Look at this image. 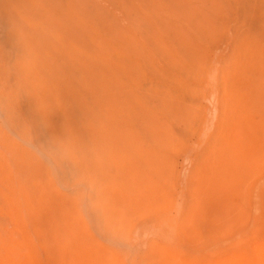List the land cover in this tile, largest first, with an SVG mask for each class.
I'll return each mask as SVG.
<instances>
[{
  "label": "rangeland",
  "instance_id": "1",
  "mask_svg": "<svg viewBox=\"0 0 264 264\" xmlns=\"http://www.w3.org/2000/svg\"><path fill=\"white\" fill-rule=\"evenodd\" d=\"M214 41L217 42L216 39L212 40V42ZM212 42L208 49L202 47L199 50V59H201V63H199L200 68L206 65L213 66L212 72H206L204 75H200L198 79L196 77L197 81H205L204 87L209 84L211 78L213 80L217 78L216 80H220L221 85H223V76L226 74H224V72H227L225 70L229 68L227 65L229 63L227 60L229 51L225 52L224 49L219 50L216 46H213L215 44ZM212 47L214 48L212 49ZM238 69L240 70L242 67L237 65L235 71ZM199 71L202 72L200 69L197 70V72ZM101 76L102 77H99V82H101L100 90H104L103 92L106 95L111 93L110 90H113V88H120V86H123L122 80L117 79L118 77L116 76H113V78L112 75L107 78L105 75ZM18 77L14 76L11 78L9 87L20 89L19 86L24 79L21 80V78L19 77L18 79ZM101 79L105 81L102 82ZM107 79H110V81ZM230 81L231 79L228 80L224 86H230ZM103 83L105 88L108 87L107 89L103 87ZM224 86L222 89H224ZM153 88L155 90H160L159 87V89L157 87ZM213 89L215 93L213 94L214 96L210 95L207 97L208 103L207 101L202 102L203 107L205 106L206 113H214L208 117L209 120L205 118L199 119L200 117L197 116L191 119L188 123L189 125H187L184 124L177 115L176 118L172 119L173 121L171 119L167 120L164 129L155 132L156 134L146 135L147 133H145V135H140L137 133L134 134L133 137L130 135L126 136L121 130H116V132H111L110 137L99 135L91 140H88V138L84 140L88 131L81 125L84 123V118H82L83 122L81 119L78 120L77 116L80 112H78L79 107L75 105L73 108L69 109L72 112L74 111L73 113L67 111L72 115V120H70L69 116L62 123L59 116L54 118V122L60 120L59 123L57 121L55 123L56 125L58 123L61 128L69 127L72 123V127L70 126L69 128H74V132L65 134V137L62 138V142L58 140V142L53 144L54 146L50 143H45L46 145L43 143L44 146H41H43L44 149L46 146L48 147H46L47 149L45 152H40L30 142L22 141L18 135L16 136L15 133L9 129L6 125V120H14L21 130H27V132L30 130L32 133L36 126L44 129L47 125V117L51 113V106L48 107L47 104L44 105V103H41L40 107H36L34 104L29 105L26 100H23L24 104L22 103V108L16 106L18 110L14 106H12V108L8 107L10 112L9 115L7 114L8 118L1 115L3 112L0 111V264H264V147H262L264 146V126L261 125L264 121H259V109H261V104L263 105L262 107H264V99L261 100V103L249 107L250 110H248V108L245 110L244 108L241 111L243 112L245 110L244 118L240 116L236 119L234 116H228V109H223V103L220 98L221 89L217 88L216 90L214 87ZM6 91L8 93L7 95H5ZM6 91L4 94L0 92L2 95V97L0 95V110L2 108L4 111H6V108L4 109L3 106L7 105L8 100H16V94L9 91V89ZM19 91L18 96L22 94L27 95L26 92H20L19 95ZM31 93L34 94V91H31ZM10 94H14L15 97L12 98ZM112 95L117 102L118 98L120 99V109L122 111H125L124 108L131 109L130 104L122 105L123 101L121 95L117 93V91L116 93L113 91ZM41 96L42 94L39 93L38 99ZM211 98L213 99L211 100ZM2 99L4 104L1 102ZM6 99L8 100L6 101ZM211 101L214 103H211ZM209 102L211 103L210 106ZM190 106L196 108V110L198 109L196 105H189V107ZM132 108L135 109L134 104ZM105 109H107L106 105ZM256 111H258V113ZM250 116H252L251 119L253 118V125H248L250 124L248 122ZM195 123L197 125H195ZM200 123L202 125H200ZM232 123H237L236 128L233 127ZM258 124H260V126L257 127ZM245 126H250L249 129L255 128L260 134L255 136L246 134L243 130L246 129ZM11 127H14L13 124ZM169 128H171V131ZM46 129L47 128H45L44 131ZM208 129L209 131H207ZM183 130L185 133H183ZM2 136H5V138L7 137L6 139H8L9 142L8 140L5 142ZM236 138L238 139L236 140ZM251 140L261 141V146L256 148L258 145L252 143ZM121 141L123 142L122 144ZM135 141L137 143H135ZM236 141H238L239 144ZM35 142L37 143V141ZM44 142H47L45 138ZM1 143H9L7 144L8 146H6L8 154L11 152V154H13V152L15 154L17 150L18 156L27 155V158L24 157L26 160H28V156L35 158V172L29 175L27 172H24L23 175H20L21 165L19 166L14 157L10 156L9 158V155L5 152ZM14 143L15 145L18 144L14 146ZM59 143L60 145H58ZM149 143L151 144L150 147L147 145ZM250 144H253L252 147ZM97 146L100 148H97ZM135 146L139 148H135ZM22 147H24V150ZM102 147H105V150L102 149ZM10 148L13 151H11ZM16 148H18L19 151H24L25 154L18 152ZM129 150L138 151L140 154L136 155ZM102 151L103 154H101ZM109 151L111 153H109ZM169 151L170 153H167ZM119 152L123 154H121L122 156H120V159L116 156L118 154L120 155ZM200 154L201 158H203L202 160L205 162L207 170L205 167L204 169L203 167H197V165L200 166L202 164L199 156ZM17 155L15 154L16 157ZM93 155L94 159L91 158ZM127 155L129 156L128 158ZM139 155L141 158L138 157ZM143 155H145V157H143ZM131 156H136L138 158L137 160H139V164L131 168L130 176L134 174L133 178L136 179L137 182H140L139 192L141 191L140 195H143V198L141 197L142 199H147V204L141 206L137 203L138 201H134V203H132L133 208L131 207L132 209L127 212H120L117 210V207L112 211V198H114L116 193H120L122 190L120 187H122L124 183H120L122 180V178H120L122 177L120 171L119 173L114 167L110 168L107 166L108 168H106L105 166L106 164L109 165L111 160H116V158L128 164L130 162L129 159L132 158ZM95 158H98L100 162L95 160ZM92 159L93 161H91ZM102 159H104V161H102ZM199 161L200 164H198ZM212 161H214L215 164ZM94 162L97 164H94ZM194 162L196 165H194ZM204 162L202 166H204ZM140 164L141 167L144 166L148 168L147 170L146 168H142V171L145 170V174H143L144 172L141 170L137 171ZM191 167L196 171L191 169ZM100 168L101 170H105L102 171L104 174L100 171ZM182 168V173H180ZM200 169L204 172H201ZM205 171H208V175ZM196 172L197 174H194ZM198 173L200 180L198 179ZM204 173L205 176L203 175ZM181 174L183 175L181 176ZM185 174L188 175L187 177H191L192 175L193 177L187 179ZM21 176L23 177L21 178ZM144 176L146 179L143 178ZM21 179L24 181L27 179L26 182H29V187L26 189L27 191L31 189V192L33 191L31 194L38 192L41 196H47L48 194L50 195L51 191L53 192H51L52 194H58V198L60 199V202H58L59 204L61 203L60 213L54 211L53 214H50L48 219L49 221L51 220L57 223L56 225L44 224L42 226L35 223L33 224V221L31 222L34 214L32 213L30 198H35V195H30L31 197L28 199L26 196L24 197L23 194H18L17 189L18 186L22 184ZM189 179L191 181L197 180V183L194 181L192 183ZM181 182L183 183L181 184ZM158 187L160 188L158 189ZM185 188L187 190H185ZM188 188L190 189L189 191ZM108 190L112 194L108 193ZM196 191H198L197 194ZM95 193L97 196L94 195ZM199 194H204V196H200ZM215 196H218V199L215 198ZM51 198L52 196L50 199ZM27 199L30 201L28 202L30 204L26 202ZM200 200H205L204 204L207 206L203 204V201L200 204ZM214 200L217 201L218 206L222 200V204L219 206L220 210L217 206L216 209H214L215 207L212 208L215 206ZM191 201L195 205H193ZM198 204L199 208L197 207ZM208 207L211 208L209 212ZM212 209H214L213 212H218L219 214L212 212L213 215H211L210 212ZM219 211H221L222 214ZM227 211H229L228 214H226ZM111 212L112 214H110ZM225 214L231 215L229 218L232 219L227 225H225L227 220ZM218 215L219 221H217ZM196 216L198 218L197 221L195 220ZM203 216L204 218L206 217V221L203 219ZM209 216L212 217L211 220ZM190 217H192L193 220ZM220 217H222L221 220ZM213 218H216V220L213 221ZM198 221L200 225L198 226L199 228H196L197 226L195 225H198Z\"/></svg>",
  "mask_w": 264,
  "mask_h": 264
},
{
  "label": "bare ground",
  "instance_id": "2",
  "mask_svg": "<svg viewBox=\"0 0 264 264\" xmlns=\"http://www.w3.org/2000/svg\"><path fill=\"white\" fill-rule=\"evenodd\" d=\"M214 39H216L217 42H212ZM211 42L215 44L213 46H216L219 50L224 49L225 52L229 51L227 55V60L229 61L227 65L229 68L225 70L227 72H224V74H226L223 76V85H221L220 80H216L217 78L213 77L215 79L213 80L211 78L209 84L204 87L205 81H197V79L206 72H212L213 66L206 65L200 68L199 63H201V59H199V50L202 47L208 49L211 46ZM213 48L214 47H212V49ZM237 65L241 66L242 69L235 71ZM199 69L202 72H197ZM101 75H105L106 78L111 75L112 78L116 76L118 77L117 79L122 80L123 86H120V88H113V90H110L111 93L106 95L103 92L104 90H100L101 82H99V77H102ZM14 76H19L21 80L24 79V81L20 80V89L9 87V81H11V78ZM18 79L17 81L19 83ZM230 79V86H224ZM107 80L110 81V79ZM103 81L105 80H102V82ZM223 86L224 89H222ZM153 87H159L160 90H155ZM213 87L216 88V90L217 88L221 89L220 98L223 103V109H228V116H234L236 119L240 116L244 118V113L247 108L250 110L249 107L261 103V100L264 99V0H0V92L4 94V92L9 89V91L16 94V100L11 99V97V100H8L9 97L6 99V101L8 100L7 105L3 106L4 109L6 108V111L1 108L0 111L3 112L1 115L8 118L7 116L10 113L8 107L12 108V106H14L16 108L17 106L22 108L23 100H26L29 105L34 104L36 107H40L41 103H44V105L47 104L48 107L51 106V113L47 117V125L44 127V129L47 128L45 131L36 126L35 128L33 127L35 132L33 131L31 133L30 130L27 132V130H21L14 120H6V125L16 136L18 135L22 141L30 142L40 152H45L48 148L46 146L47 148L45 147L44 149L43 143H50L54 146L53 144L58 142V140L62 142V138L65 137V134L74 132V128H69L70 126L72 127V123L66 128L59 127L58 123L60 120L63 123L69 116L70 120H72V115L67 111H70L69 109L73 108L75 105L79 107L78 112L80 113L77 116L78 120L81 119L82 121V118H84V123H82V121L81 125L88 131L84 140L86 138L91 140L99 135L110 137L111 132H116V130H121L123 134L126 136L130 135L131 137L137 133L140 135H145V133H147L146 135H150L156 134L155 132L164 129L167 120H172L176 118L177 115L178 118H181L180 120L187 125H189L188 123L191 119L197 116L200 117L199 119H208V117L214 113H206L205 106L203 107L202 102H206L208 100L207 97L215 94ZM17 90H20L19 95L20 92H26L27 95L22 94V97L18 96ZM31 91H34V94L31 93ZM113 91H115V93L117 91V93L121 95L123 101L122 105L130 104L131 109L124 108L125 111H122L120 109V99L118 98V102L116 101L115 97L112 95ZM39 93L42 94V96L38 99ZM7 94L6 91L5 95ZM11 94L10 96L14 98L15 95ZM212 99L213 98H211V100ZM1 102L4 104L3 99ZM211 103L214 102L211 101ZM211 103L209 102V106ZM133 104L135 109L132 108ZM105 105L107 109H105ZM189 105H196L198 109L196 110V108L189 107ZM262 106L261 104V109H259L260 111L258 110L260 112L259 121H264V107ZM244 108L245 110L241 112ZM258 111L256 112L258 113ZM57 116H59L60 120H56L58 122L56 125L54 118ZM252 116L249 117V121L247 120L250 123L248 125H253L252 123H254L252 120L253 118L251 119ZM196 123L195 125H197ZM12 124L14 127H11ZM200 125L202 124L200 123ZM261 125L264 126V122ZM236 126L237 123H234L233 127L236 128ZM258 126H260V124H258L257 127ZM245 127L246 129L243 130L248 135L255 136L260 134L255 128L249 129L250 126ZM171 128H169V130ZM207 131H209V129ZM183 133H185L184 130ZM2 137H4L5 142L8 140L6 139L7 137ZM44 138L47 142H44ZM237 139L238 138H236V140ZM139 140L142 141L141 139ZM35 141H37V143ZM251 141L258 145L256 148L261 146V141ZM122 143L121 141V144ZM135 143L137 142L135 141ZM7 144L9 143H1L6 153ZM16 145L14 143V146ZM58 145H60V143ZM147 145H149V147L151 146L150 143ZM250 145L252 147L253 144ZM98 147L99 146H97V148ZM154 147L156 148L155 145ZM22 148L24 150V147ZM135 148L139 147L135 146ZM155 148L153 149L156 150L157 148ZM102 149L105 150V147H102ZM110 151L109 153H111ZM18 152L25 154L24 151H19V149ZM130 152L136 155L140 154L138 151ZM11 153H7L9 158L10 156L14 157L19 166L21 165L20 175H23L24 172H27L28 175L35 172V158L28 156V160H26L24 157L27 158V155L18 156L17 150L15 154L18 158L15 156L14 152V155ZM167 153H170V151ZM101 154H103V151ZM121 154L122 153L116 156L120 159V156L123 155ZM199 156L203 164L204 161L202 160L203 158H201V154ZM128 157L127 155V158ZM138 157H140V155ZM143 157H145V155H143ZM91 158L94 159V155L93 157L91 156ZM93 159L91 161H93ZM137 159L136 156L130 158V164H125L117 160V158L116 160L110 159L111 162L109 165H104L106 168L114 167L118 170L117 172L120 171L122 174L120 183H124V185L120 187L122 188L120 193H116L114 198H112V211L117 207L118 211L127 212L133 208L132 203H134V201H138L137 203L141 206L147 204V199H142L143 195L141 196V191L139 192L140 182H137V180L133 178L134 174L130 176L131 168L139 164V160ZM95 160H98V158H95ZM102 161H104V159H102ZM212 162L214 163V161ZM95 163L96 162H94V164ZM198 164H200V161ZM202 164L200 166L197 165V167H203L204 169L205 162L204 166H202ZM194 165H196V163ZM139 167L137 171H142V168H146L144 166L141 167V164ZM147 169L148 168H146V170ZM191 169L193 168L191 167ZM103 170L100 168L101 172ZM182 170L183 168L180 173H182ZM143 174H145V172ZM194 174H197V172ZM206 174L208 175V171ZM182 175L183 174H181V176ZM185 175L187 179L193 177V175L191 177H187V174ZM203 175L205 176V173ZM203 175L202 178L204 177ZM22 177L23 176H21V178ZM143 178H145V176ZM198 179L200 180V177ZM21 180L22 184L18 186L19 190L17 189L18 194H23L24 197L26 196L28 199L32 195H35V198H30L31 202L28 201V199L27 201L25 200L27 203H31L28 204L31 205L33 211L31 212L34 214L33 220H31L32 218L29 220H31V222L33 221V224L35 223L42 226L44 224L56 225L57 223L51 220L49 221L48 219L50 214H53L54 211L60 213L61 203L59 204L60 199L58 198V194H52L53 192L51 191L52 193L50 192V195L48 194L49 196L46 194L49 199L45 195L41 196L38 192L31 194L33 193L31 189L30 191L28 190V194L26 188L29 187V182L23 179ZM189 181L193 183L194 180L191 181L189 179ZM194 182L197 183V180ZM182 183L183 182H181V184ZM159 188L160 187H158V189ZM185 190L187 189L185 188ZM189 190L188 188V191ZM197 192L198 191H196V194ZM108 193L112 194L109 190ZM94 195H96V193ZM199 195L204 196V194ZM51 196L53 199H50ZM217 197L215 196V198ZM202 201L203 200H200L199 203L201 204ZM221 201L219 206L222 204ZM214 203L215 206L210 204L213 206L212 208L215 207L214 209H216V206L219 207L217 201ZM193 205L195 204L193 203ZM197 207L199 208V204ZM210 209L211 208L208 207V212ZM214 209L211 210V215H213V213L219 214L218 212H213ZM219 212L221 213V211ZM200 213L198 214L201 215L202 213ZM228 213L229 211L226 212V214ZM110 214H112V212ZM226 214L225 218L227 220L225 225L232 220L229 218L231 215ZM204 216L203 219L205 220L206 217L204 218ZM190 218L192 219V217ZM211 218L212 217H210V220ZM218 218L219 215L217 221H219ZM221 218L222 217H220V220ZM197 219L196 216L195 220L197 221ZM214 220H216V218H213V221ZM199 221L198 225H195L197 226L196 228H199Z\"/></svg>",
  "mask_w": 264,
  "mask_h": 264
}]
</instances>
